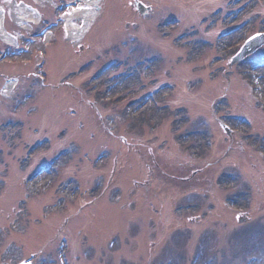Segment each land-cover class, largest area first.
<instances>
[{
	"label": "rangeland",
	"instance_id": "1",
	"mask_svg": "<svg viewBox=\"0 0 264 264\" xmlns=\"http://www.w3.org/2000/svg\"><path fill=\"white\" fill-rule=\"evenodd\" d=\"M4 1L7 6L13 0ZM135 2L136 0H105L98 13L99 19L97 17L101 22L96 25V21L94 22L89 40L86 39L80 45L84 51L81 55L74 49L71 39H60L63 38L62 33L59 41H51L50 37L47 39L41 30L44 24L34 28V33L30 35L20 31L12 23L11 33L23 35V40L19 42V48L24 52L20 54L22 60L29 58L27 54L31 51L37 54L46 42L52 45L58 42L63 47L57 51L58 47L52 46L51 57L44 62V72L51 77L53 89L42 88L41 91L37 85V82L41 84L40 79L32 83L30 79L34 78V72L32 67H28L26 70L30 74V81L22 87L29 88L16 87L8 100H4L0 90V120L8 116L9 112L13 113L12 118L17 119L19 116L30 120L28 132L32 137L25 139L26 144L50 139L49 145L52 143L54 152L68 147L74 149V154L68 153L62 160L63 165H68L70 172H64L61 179H67L71 185H76L74 176L79 173L80 164H83L84 168L80 171L84 174L79 175L84 179L90 194L95 192L99 181L97 177L102 173H93V169L89 167L93 163L92 157L99 155L103 148L106 154L112 158L115 156L116 170L113 174L117 171V182L121 184L119 187L122 188V194L116 196V192H110L96 202L82 200L81 205L74 206V211L70 214L75 210L78 214L74 215L76 221H72L71 227L62 233L56 229L44 240L43 234L49 231V222L57 223L60 215L47 218L53 208L43 195L33 201L38 205L34 216L25 212L26 200L18 199V187L12 184L10 175H13L15 182L17 175L34 163L18 169L12 159L7 158L9 184L4 188L3 200L0 201L3 204L0 210V234L1 229L6 232L4 234L8 237V246L2 252L1 264H19L39 250L42 253L36 264H61L62 254L68 253L63 252V245L58 238L68 235L71 236L70 251L73 244L75 246L72 254L75 264H264V160H261L262 153L256 152H264V67L255 70L242 65L232 69L227 67L228 63H223L246 38L264 33V0H254L255 11L259 12L244 27L246 22H241L244 7L242 12L236 11L241 5H237L239 8L235 7L234 0H137L152 8L153 12L147 19L135 12ZM29 4L34 5L35 2L29 0ZM46 8L45 11L48 12L50 6ZM215 10L217 14L213 13ZM170 17L182 19L186 24L178 30L171 28L174 30L173 41H165L163 38L169 28L163 27L164 35H161L162 30L156 33L152 26L159 21L163 23ZM200 19H204L203 23ZM214 21H219L220 25L212 26L215 34L228 30L225 28L227 26H242L236 30V34L233 32L216 40V45L219 43L221 48H216L217 51L213 50L203 57L205 48L198 41H212L214 32L209 33L207 30L206 35L201 32L197 36L196 33L200 30V25L211 27L210 24ZM133 24L141 26L137 28ZM110 26L115 27V37H110ZM49 34L52 37V31ZM142 34L147 35L141 38ZM185 34L188 38L179 40ZM30 38H34L32 43H29ZM123 38L129 41L128 46L121 45ZM141 39L147 41L142 44ZM133 40H137V51H145V55L140 57L138 54L129 64L126 62V66L122 67L123 72L135 73L134 71L141 70L135 69L136 62L161 53L167 55L166 66L161 70L157 82L171 83L178 88L176 97L170 103L173 112L157 110L146 103L130 108V100L140 99L138 93L130 94L129 91L136 90V78L130 79L128 83L124 79L114 80L110 84L116 75L114 71L105 74L102 79L82 77L75 82L76 88L63 86L66 80L70 82L69 78L75 71L76 64L84 63L85 60H103L115 53L120 54L113 59L126 58L124 55L129 54L132 57ZM114 42L118 50H114L111 45ZM148 43L153 50L149 47L142 48L143 45L148 46ZM87 46L89 49L84 50ZM1 50L7 51L9 59L15 55L12 53L15 49L0 42ZM64 51H69L72 59H76L65 61L67 53ZM75 54L79 56L76 57ZM38 60L31 62L38 63ZM214 62H217L219 68L212 73L211 65ZM1 69L6 70L5 75L22 70ZM52 70L56 72L55 75L51 73ZM121 72L122 70L119 74ZM241 81H244L243 86ZM118 82L122 83L114 87L117 89L106 90L109 93L103 94L105 86L113 87ZM201 84L204 86L199 88ZM91 100L96 102L97 107H91ZM43 103L45 110H42ZM74 109L78 111L76 117L72 116ZM165 116L169 117V123L157 130L159 120ZM243 119H252L256 129L250 130ZM206 120L211 122V126L206 124ZM223 124L238 130L240 138L229 137L222 130ZM81 126H84L83 132L80 131ZM17 130L18 127L13 129L14 132ZM205 130L215 131L217 145L211 147L209 136L204 135ZM64 132H69L71 138L61 140ZM2 141L0 135V142ZM79 147L83 151L76 152ZM48 148V144L40 148L44 149L42 155L48 154L40 163L49 162L50 154L45 150ZM85 152L93 155L90 156L91 160L85 158ZM198 156L204 157V160L198 161ZM25 164L23 161L21 166ZM112 165V162L108 164L109 169ZM167 168L170 177H177L172 178L173 186L170 185L168 189L163 175ZM1 170L3 168H0V176H5L6 172ZM153 174H157V179ZM110 176L112 175H107L106 178ZM230 177H237L238 180L231 182ZM46 179L49 178L42 176L36 183L44 184ZM168 181L170 183V179ZM139 182L150 185V194H146L147 190ZM115 184L113 182L110 188L113 189ZM248 193L252 208H248ZM19 194L22 195L21 192ZM224 200L237 211L249 210L246 224L237 223L234 214L222 208ZM16 221L21 225L18 226V222L15 224ZM176 228L179 232L172 234L170 230ZM168 235L177 238L171 243H165ZM162 236L164 242H156L158 246L155 243L153 247V238L159 240ZM112 239L119 240V243L108 250ZM188 256L189 261L186 263Z\"/></svg>",
	"mask_w": 264,
	"mask_h": 264
},
{
	"label": "bare ground",
	"instance_id": "2",
	"mask_svg": "<svg viewBox=\"0 0 264 264\" xmlns=\"http://www.w3.org/2000/svg\"><path fill=\"white\" fill-rule=\"evenodd\" d=\"M103 0H91L90 1V4H93L94 6H99L101 5ZM19 13H21L20 17L24 18V19H27L28 22H37L38 20V17L31 11H22V10H19ZM27 17V18H25ZM82 17L85 18L86 22L88 23L90 20H92V18L94 17L91 13H84L82 14ZM3 17L2 15L0 14V27L3 26ZM87 29V28H86ZM86 29H79V28H75L73 26H69L68 27V33L69 35L72 37V38H75V40H78L84 33H85V30ZM0 38H2L5 42H13V38L7 34L4 33V30L1 29V33H0ZM6 36V37H4ZM15 42V41H14ZM14 86L13 85H10L8 87V90H11Z\"/></svg>",
	"mask_w": 264,
	"mask_h": 264
}]
</instances>
